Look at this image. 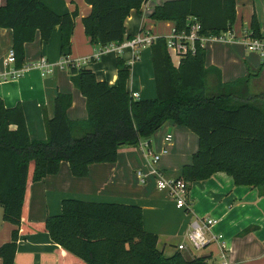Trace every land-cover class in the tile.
<instances>
[{
	"label": "trees",
	"instance_id": "trees-1",
	"mask_svg": "<svg viewBox=\"0 0 264 264\" xmlns=\"http://www.w3.org/2000/svg\"><path fill=\"white\" fill-rule=\"evenodd\" d=\"M85 1L92 8L83 17L85 32L103 46L126 39L127 18L147 0ZM78 14L77 8L57 13L40 0H6L0 5V27L13 30L15 65H25L26 43L38 33L48 42L57 26L65 55ZM190 16L198 18L204 33L232 30L237 0H166L150 14L174 21L177 28L186 27ZM249 29L264 38L255 13ZM151 52L157 91L153 99L132 97L127 89L131 65L122 57L117 59L115 85L99 80L91 68L71 65V79L86 98L88 117L71 120L67 111L72 95L59 93L47 139L32 138L23 106L7 107L0 97V205L3 219L15 225L11 240L0 245L1 264H16L21 235L36 230L49 232L79 261L75 264H206L204 256L187 259L178 251L166 256L158 248V235L144 228L143 210L136 204L65 198L61 213L42 222L26 220L31 183L57 174L62 161L70 163L74 176L85 177L92 163L115 162L123 145L143 139L150 145L168 120L199 137V149L180 177L190 186L219 171L237 185L264 186V92L250 91V80L258 73L223 82L218 67L206 66L205 49L175 65L164 36L151 44Z\"/></svg>",
	"mask_w": 264,
	"mask_h": 264
},
{
	"label": "crops",
	"instance_id": "crops-1",
	"mask_svg": "<svg viewBox=\"0 0 264 264\" xmlns=\"http://www.w3.org/2000/svg\"><path fill=\"white\" fill-rule=\"evenodd\" d=\"M40 1L57 13L77 8L79 14L70 47L65 49V55L62 54V33L59 26L55 28L48 42L42 41L38 33L34 41L25 45V65L34 64L45 57L54 64L52 73L46 76L39 68L31 67L19 77L0 80V97L7 107L17 104L23 106L32 138H48L47 122L55 114V99L59 93L72 95V105L67 111L71 120H83L88 117L85 96L74 85L69 69H61L58 66L63 56L79 63L81 67L93 69L99 80L113 85L118 82L117 59L122 57L131 65L127 82L129 92L137 93L136 99H153L157 96L150 45L141 46L136 57L128 47L121 53L109 50L99 58H93L96 50L102 45L94 44L85 32L83 17L91 12V5L85 0ZM165 1L147 0L144 8L133 10L125 22L124 41L135 37L144 27L155 35L167 36L175 27V22L150 17L154 8ZM5 2L6 0H0V5ZM254 13L264 37V0H237V19L232 29L236 39H240L243 30L250 27ZM247 15L248 25L245 24ZM162 24H167L165 26L170 29L168 33L161 30ZM213 43L217 45L213 47ZM213 43H210L212 47L208 52L205 49L206 66L218 67L223 82L258 73L250 80V91L264 92V66L259 52L255 51L258 57L251 54L241 62L239 45H244L241 40ZM12 46L13 30L0 27V72L5 69L4 60ZM229 58H232L233 62L224 66ZM169 133L172 134V139L168 142L166 136ZM143 141L144 139L137 144L121 146L115 162L92 163L85 177L74 176L70 163L62 161L57 174L31 183L26 220L42 222L50 215L61 213L62 201L65 198L136 204L143 210L144 228L158 235V248L166 256L178 251L185 258L192 259L193 253L190 250L179 251L177 246L187 241L191 225L197 217H212L217 220L212 232L223 235L222 241L228 249V258L232 264H264V186L237 185L232 176L219 171L208 179L193 182L189 188V206L179 208L167 190L157 187L152 168L157 167L167 179L180 178L183 166L192 162L194 153L199 149L198 135L184 125L172 120L166 121L150 139L149 148L153 152L167 150L162 153L157 164H153L147 156ZM139 170L146 175V181L141 180ZM3 213L4 208L0 205V245L11 240L15 228L14 224L3 219ZM194 255L206 257V264H221L222 261L219 242H214L204 249L194 250ZM77 262L79 261L72 254L61 249L53 241L47 231L23 233L18 242L16 264Z\"/></svg>",
	"mask_w": 264,
	"mask_h": 264
},
{
	"label": "built area",
	"instance_id": "built-area-1",
	"mask_svg": "<svg viewBox=\"0 0 264 264\" xmlns=\"http://www.w3.org/2000/svg\"><path fill=\"white\" fill-rule=\"evenodd\" d=\"M145 7V3L142 8ZM160 36L153 34L150 30L145 27L133 38L128 39L123 42H112L107 45L101 46L93 58H99L104 52L109 50H115L121 53L124 48H131L133 53L138 55V49L141 46L150 45ZM166 39L167 50L171 57L173 54L179 59L180 63L183 57L187 55H195L199 49H206L207 43H213L218 41H236L241 40L244 45L252 51L259 52L262 58V64L264 65V38L255 37L249 28L243 30V35L240 39H236V35L232 30L224 31L219 34H207L202 30V24L196 16H190L187 19L186 27L177 28L176 26L171 30V32L164 36ZM16 54L12 47L5 60H4V70L0 72V80H7L9 78H15L21 76L25 70L31 67H37L41 70L43 75H47L53 72L54 64L47 60V58L42 57L38 62L31 65H24L23 67H17L15 65ZM80 65L75 61L70 60L68 57L63 56L58 62V65L65 69L71 65ZM132 97L136 99L138 97L137 93H133ZM172 134L169 133L166 136V141H171ZM143 146L146 148V154L150 157L153 164H157L161 158L162 153H166L167 150L164 149L162 152H153L148 145L146 140L143 141ZM152 173L157 180V187L160 190H167L169 194L176 200V205L179 208L188 207V197L190 183L182 178L167 179L164 177L163 173L157 168H152ZM141 180L146 181V175L142 170L138 171ZM217 223V220L212 217H197L191 225V230L187 235V241L178 244L177 248L179 251L190 250L194 255V250H200L208 247L214 242H219L221 247V264H232L228 258V249L225 243L222 241L223 235L216 234L212 232V227Z\"/></svg>",
	"mask_w": 264,
	"mask_h": 264
},
{
	"label": "rangeland",
	"instance_id": "rangeland-1",
	"mask_svg": "<svg viewBox=\"0 0 264 264\" xmlns=\"http://www.w3.org/2000/svg\"><path fill=\"white\" fill-rule=\"evenodd\" d=\"M260 1V0H259ZM248 19H249V15H247L246 16V18H245V24L246 25H248ZM237 23H238V20H237ZM236 23V26L237 27H239L238 26V24ZM165 25H167V24H162V26H161V30H163L165 33H168L169 31H170V29L168 28V26L166 27ZM169 29V30H168ZM235 30V29H234ZM236 30H237V28H236ZM170 33V32H169ZM168 33V34H169ZM215 45H217V43H213V47H215ZM210 47H212V45L210 44V43H207V45H206V49H207V52L210 50ZM239 50H240V54L242 55V59H241V62H244L243 61V58L244 57H247V56H249V55H251V54H254V55H256V57H258V54L254 51V53H253V51H251V50H249L248 48H246L244 45H242V44H240L239 45ZM234 58H236V59H238V57L237 56H234ZM173 60H174V62L176 63V64H178V62H179V59L178 58H176V56L173 54ZM226 63H225V65L224 66H229L230 65V63H232L233 62V59L232 58H229L228 60H226L225 61ZM216 64V63H215ZM217 66H219L218 64H216ZM59 66V65H58ZM59 68H61L60 66H59ZM62 69V68H61ZM66 70H68L69 69V67H67V68H65ZM227 74V73H226ZM49 74H47L46 76H48ZM223 78H224V73H223ZM210 83L211 84H213V83H215L216 82V76L215 75H212V76H210ZM229 81H232V80H229ZM212 86V85H211Z\"/></svg>",
	"mask_w": 264,
	"mask_h": 264
}]
</instances>
